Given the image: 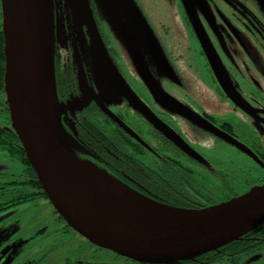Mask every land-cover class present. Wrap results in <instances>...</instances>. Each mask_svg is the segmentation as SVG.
Wrapping results in <instances>:
<instances>
[{"label":"flooded vegetation","instance_id":"obj_1","mask_svg":"<svg viewBox=\"0 0 264 264\" xmlns=\"http://www.w3.org/2000/svg\"><path fill=\"white\" fill-rule=\"evenodd\" d=\"M142 1L145 6L146 0ZM150 1L159 14L164 44L158 46L149 41L151 49L147 55L152 56L153 42L159 48L161 62L168 65L166 59H172L171 66L168 65L170 71L163 64L153 63L156 71L170 81L172 77V81L177 78V82V76L193 75V71L197 74L201 70L210 72V87H204L206 91L202 90L203 97H198L200 101L191 100L187 89L182 95H178V91L169 92L167 96L163 94L169 99V103H164L156 98L148 86L141 83L139 87V84L131 82L137 97L145 95V104L153 111V118L149 121L140 105L131 104L121 92L110 99L105 108L135 132L143 143L120 125L126 133L124 141L130 150L117 153L116 144L110 138L104 139L100 134L96 136V133H92L101 130L91 123L84 109L74 111L77 139L95 155H105L102 157L106 163H103L107 164L109 172L130 187L175 207L188 203L205 204L202 207H207L240 196L253 186L263 185L262 0ZM86 2L87 14H81L73 21L65 0H54V25L57 28L53 59L56 92L62 103L81 94L79 73L95 90L91 68L97 49L98 57L103 56L100 52L102 46H106L112 66L124 80L133 81L130 73L134 68L130 71L127 66L129 62L125 60L123 49L116 44V36L110 41L102 35L99 3L97 0ZM255 9L259 14L255 13ZM148 38H151L150 34ZM225 73L230 74V78ZM155 83L162 92V88ZM189 88L193 89V86L189 85ZM222 88L227 89L228 93ZM2 90L0 116H7L11 124L4 83ZM87 106L100 110L95 101ZM102 113L105 114L103 123L107 127H117L108 114ZM179 119L193 124L191 128L196 125L208 135L209 144L205 147L211 149L213 154L218 155L220 148L230 150L228 162L221 158L211 161L203 153L195 151L192 143L196 144V141L187 138ZM86 126L93 128V131L86 129ZM0 127L3 129L0 132V148L23 163L20 174L10 178L0 176V264H144L90 243L68 225L55 211L39 183L37 188L34 169L30 167L25 153H21L18 137L5 124H0ZM240 161L241 166H237ZM23 206L31 207L32 211H22L23 215L16 217L14 211L17 213ZM10 216L12 219H9ZM175 264H264V228L222 248Z\"/></svg>","mask_w":264,"mask_h":264},{"label":"water","instance_id":"obj_2","mask_svg":"<svg viewBox=\"0 0 264 264\" xmlns=\"http://www.w3.org/2000/svg\"><path fill=\"white\" fill-rule=\"evenodd\" d=\"M97 2L100 11L112 19L133 8L128 0ZM65 6L73 21L87 14L86 0H65ZM0 7L5 62L3 83L10 127L34 169L41 190L77 233L90 243L144 264H175L216 250L264 224V183L207 207H175L142 196L75 156L73 138L62 124V116L67 112L74 114L75 110L95 101L103 112L143 143L105 107L121 92L132 100L131 104L140 105L149 121L153 111L124 86V78L106 55L98 57V49L93 66H103L106 60V76L93 77L94 90L79 73L81 94L60 102L53 59L57 28L54 0H0ZM119 35L127 40L128 29L119 31ZM140 74L143 84L151 88L160 102L169 101L150 73L142 70ZM84 167L92 171L95 181L83 173ZM117 188H124L128 194L119 196Z\"/></svg>","mask_w":264,"mask_h":264},{"label":"rangeland","instance_id":"obj_3","mask_svg":"<svg viewBox=\"0 0 264 264\" xmlns=\"http://www.w3.org/2000/svg\"><path fill=\"white\" fill-rule=\"evenodd\" d=\"M130 4L132 5L133 8L130 9L129 13L121 16H116V19H112L111 17L108 18L106 14H104L102 11L100 12L102 14V21H100L101 25V32L102 35H105V37L113 41L114 37L116 36V44L120 46L121 50L123 49L124 51V56L127 66L129 67L130 71L131 69L134 70L131 71V76L133 77L132 80H124L123 84L124 86H127V88L131 89L133 92L134 90L131 88L130 83L132 82L133 84H139V87L141 85L143 77L141 76V71L146 70L148 73L151 74L152 77H154L155 81L158 83L159 87L162 88V92L165 96L169 95V92H177L178 95H182L183 92L187 89H189V97L191 100L197 99L198 101L199 98H202V90L206 91L204 88L205 86L210 87L208 84L211 82L212 79V74L206 73V71H202L201 73L197 74V72L193 71V75L189 76H177L178 77V82L177 78H174L173 80L176 79V81H171L170 79H167V76H164L163 74H159L156 71V67L153 65V63H157L158 65L163 64L165 65L166 70L170 71V67L172 63V59L170 57L169 60L166 59L167 64L161 62V56L159 57V48L155 44L162 45L164 44L163 41V36L162 33L160 32V26H159V14L158 12L152 8L153 2L150 0H146L145 6L143 5L142 0H128ZM264 4V0H262ZM263 4H261L263 6ZM1 11V7H0ZM255 13L259 14V11L257 9L254 10ZM261 13L264 14V9H261ZM261 17V16H260ZM262 18V17H261ZM264 19V18H263ZM128 29V39L124 40L120 35L119 31H125ZM117 34V35H116ZM151 36V38H148V36ZM155 38V39H153ZM149 41H153L155 44H152V56L147 55V51L151 49L149 47ZM103 56H107V49L106 46H102L101 51H100ZM131 58H129L130 56ZM108 57V56H107ZM107 62L106 60L104 61L103 66H97L96 64L92 66V76L94 77L95 75H103L106 76L107 71L105 70V65ZM213 64V63H212ZM133 67V68H132ZM172 73V72H171ZM216 74V71L213 72ZM227 77L230 78V74L225 73ZM123 78V76L121 75ZM100 78V77H99ZM102 79V78H101ZM114 80V79H113ZM113 80H107L109 83H113ZM103 81H105L103 79ZM140 82V83H139ZM188 88H187V86ZM189 85L193 86V89L189 88ZM203 87V88H202ZM225 93H228L227 89L222 88ZM196 94H193V93ZM135 93V92H134ZM208 94V93H207ZM127 100H130V98L126 95H124ZM209 96V95H208ZM210 97V96H209ZM138 99H141V102L145 103V95L141 97H137ZM177 98V97H176ZM179 100V98H177ZM132 102V100H130ZM203 103V102H201ZM204 104V103H203ZM133 123L135 121L131 120ZM178 121V120H177ZM180 122V127L183 128V130L186 131L187 138L191 141H196V144L192 143L194 146L195 151H198L199 153H203L209 160L213 161H218V158H221L222 161L228 162L230 159L229 151L226 148L219 149L218 150V155L213 154L212 150L209 148H206L208 146L209 142V137L207 134L202 129H199L196 125L195 127L191 128V124H188L186 121H182L179 119ZM0 124H5V126L10 127V123L8 121L7 116H0ZM12 129V127H10ZM192 130V131H191ZM196 140H193L195 139ZM206 146V147H205ZM224 150V153H221ZM221 153V154H220ZM232 159V157H231ZM235 161V159H234ZM236 162V161H235ZM236 164V163H234ZM237 166H241V161L240 164H236ZM248 166L247 164H245ZM23 167V163L19 161L18 159L13 158L12 156L7 153L4 149L0 148V176L4 175L8 178H10L12 175H18L21 173V169ZM92 175V173L90 172ZM93 176V175H92ZM23 206L21 209H19L16 213L14 211L13 214H16V217H20L23 214L22 211H27L31 212L32 208ZM9 219H12L11 216Z\"/></svg>","mask_w":264,"mask_h":264},{"label":"trees","instance_id":"obj_4","mask_svg":"<svg viewBox=\"0 0 264 264\" xmlns=\"http://www.w3.org/2000/svg\"><path fill=\"white\" fill-rule=\"evenodd\" d=\"M1 25H2V18L0 15V93H1V91L3 92V90H2L3 83L2 82H3V75H4L3 68H4V64H5V62H4V51H3L4 40H3ZM3 98H4V94H3ZM83 109H84L85 115L90 117L91 123H94L96 125V127H98L101 130V132L93 131V128H90L88 126H86V129L92 130L93 132L92 131L91 132L93 134L96 133L95 134L96 136H99L98 134H100L104 139L110 138L114 142V144H116L117 153H119V152L126 153L128 151V149L130 150V148L127 146V144H125L126 141H124V139H126L127 136L125 135L126 133H124V131L121 129L122 127L120 126V124H118L116 122L117 123L116 125L118 128L113 127L112 125L107 127L105 125V123H103L104 119H105V114L102 113L101 108H100V110L99 109L97 110V108L95 106L90 107V106L86 105L84 108H82L81 110H77V111H82ZM74 114L67 112V114L62 116V118H63L62 124L64 125L65 130L68 133V135H70L73 138L74 147L72 149V152L75 154V156L79 157L82 160L87 159L84 161L91 163L94 167H97L98 169L104 171L109 177H113L115 180L119 181L120 183H123L126 186L130 187L124 180L115 176L112 172H109L110 170L107 167V164H104V163H106V161L103 158L105 155L101 154L103 157L100 155H99L100 157L95 155L94 153L91 152V149H88V147L83 145V143L81 141H79V139H77L78 137L76 135V124H74V118H73ZM2 131H3V129L0 127V132H2ZM94 139L95 138H91V140H94ZM105 144L107 147H109V144H107V143H105ZM21 153L24 155L23 149H21ZM82 155L88 156V157L84 158ZM90 158H92L93 160H91ZM135 162H138L137 158H135ZM34 177H35L34 180L36 182L35 184H36L37 188H39L38 180H36V175H34ZM130 188H133L134 190H136L134 187H130ZM137 192L140 193L139 191H137ZM140 194L142 196H146L145 194L144 195L142 193H140ZM146 197H148V196H146ZM149 198H151V197H149ZM151 199L154 200L153 198H151ZM155 200L158 201L157 199H155ZM158 202L163 203L161 201H158ZM167 205H169V204H167ZM182 206L186 207V208H188V207L199 208V207L206 206V205L205 204L195 205V204L188 203V204L182 205ZM262 228H264V224L259 226V227L254 228V230H252V231L244 233V235H242L241 237H244L245 235H248L249 233H253L254 231H257V230L262 229ZM232 242H229V243H232ZM229 243H227V244H229ZM227 244H224L222 246H225ZM222 246L219 248H222Z\"/></svg>","mask_w":264,"mask_h":264},{"label":"bare ground","instance_id":"obj_5","mask_svg":"<svg viewBox=\"0 0 264 264\" xmlns=\"http://www.w3.org/2000/svg\"><path fill=\"white\" fill-rule=\"evenodd\" d=\"M82 171H83V173L86 175V176H89L90 178H92V175L90 174V172L92 173V171H89V170H87L85 167L84 168H82ZM93 180H94V178H92ZM95 181V180H94ZM103 188V187H102ZM104 189H107V188H104ZM117 189H118V191H117ZM117 189H108V190H112V191H117L119 194V196H122V194L124 193H127V191L124 189V188H121V189H119V188H117ZM128 194V193H127ZM210 252V251H209Z\"/></svg>","mask_w":264,"mask_h":264}]
</instances>
